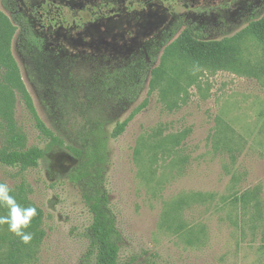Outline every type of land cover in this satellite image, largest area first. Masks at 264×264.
<instances>
[{
  "label": "rangeland",
  "instance_id": "rangeland-1",
  "mask_svg": "<svg viewBox=\"0 0 264 264\" xmlns=\"http://www.w3.org/2000/svg\"><path fill=\"white\" fill-rule=\"evenodd\" d=\"M198 1L194 9H186V0H167L170 11H151L149 32L134 42L141 44L176 14L208 23L205 31L213 40L232 37L255 12L264 14V0H231L242 5L235 11L227 0ZM247 4L254 10H248ZM75 23L79 21L71 19L70 25ZM58 37L73 55H100L103 50L95 23L69 33L61 31ZM14 38L13 54L37 112L50 129L61 134L58 84L49 81L51 74L42 72L45 82L36 81L35 74L29 76L34 60L18 55ZM165 47L154 64L163 69L154 89H150L153 76L149 74L135 100L108 112L106 185L124 240L120 263L264 264L261 44L254 37L242 39L234 58L221 66L178 53L163 56ZM146 100L125 131L111 137L116 123ZM14 115L27 146L44 147L46 139L18 92ZM75 162L65 148H58L37 167L26 170L0 163V181L11 187L25 181L31 187L29 197L44 211L46 235L24 255L22 264H88L86 233L92 215L81 191L68 178ZM0 264H4L1 255Z\"/></svg>",
  "mask_w": 264,
  "mask_h": 264
},
{
  "label": "trees",
  "instance_id": "trees-1",
  "mask_svg": "<svg viewBox=\"0 0 264 264\" xmlns=\"http://www.w3.org/2000/svg\"><path fill=\"white\" fill-rule=\"evenodd\" d=\"M245 7L254 10L250 4ZM182 26L184 29L178 33ZM208 27V23L176 16L146 43V53H134L130 57L73 55L67 50L66 55L44 53L39 48L41 50L38 53L30 55L35 64L33 69L28 68V74L30 77L35 74L38 82H45L42 72L51 74L49 81L58 84L56 91L63 118L60 120L61 134H57L45 124L37 112L12 51L16 26L0 8V133L3 138L0 163L26 170L37 167L41 160L58 148H65L76 159L68 172V178L81 191L92 215L86 233L88 246L85 259L88 264H121L120 253L124 240L106 185L110 140L106 126L111 122L108 112L135 100L149 74L153 76L150 89H154L155 79L160 78L163 72L161 64L154 66L161 47L166 46L163 56L170 52L178 53L196 62L221 66L234 58L242 39L254 37L261 44L264 58V14L258 15L255 12L241 31L222 40L209 39L205 31ZM28 40L32 43L30 37ZM16 92L21 95L36 127L46 139L44 147H28L25 134L17 127L14 115ZM146 104L147 100L128 118L118 121L111 137L118 138L130 120ZM11 188L12 195L21 207L34 206L37 209V215L32 219L29 228L25 229L33 233L29 244L22 243L19 237L8 231L7 225H0V255L4 264H22L24 255L29 254L32 246L39 245L46 235L42 227L44 211L29 197L31 187L25 181ZM6 212L7 209L0 206V216Z\"/></svg>",
  "mask_w": 264,
  "mask_h": 264
},
{
  "label": "flooded vegetation",
  "instance_id": "flooded-vegetation-1",
  "mask_svg": "<svg viewBox=\"0 0 264 264\" xmlns=\"http://www.w3.org/2000/svg\"><path fill=\"white\" fill-rule=\"evenodd\" d=\"M227 1L231 10L242 7L239 1L234 4L230 3L231 0ZM198 3V0H192V3L186 0L184 6L186 9H194ZM0 5L16 26V51L24 58L41 49L44 53L65 54L68 46L58 41L60 32L69 33L71 29L78 30L90 23L97 25L100 45L103 47L100 54L130 57L134 53H146L149 40L176 16H184H172L138 45L134 42L137 36L149 32L150 12L157 9L165 13L170 11L167 0H0ZM71 19L79 23L71 26ZM28 37L32 43H29Z\"/></svg>",
  "mask_w": 264,
  "mask_h": 264
},
{
  "label": "clouds",
  "instance_id": "clouds-1",
  "mask_svg": "<svg viewBox=\"0 0 264 264\" xmlns=\"http://www.w3.org/2000/svg\"><path fill=\"white\" fill-rule=\"evenodd\" d=\"M12 191L7 183H0V206L7 209L6 214L0 216V225H7L8 231L19 237L22 243L29 244L33 233L25 229L29 228L32 219L37 215V209L34 206L21 207Z\"/></svg>",
  "mask_w": 264,
  "mask_h": 264
}]
</instances>
